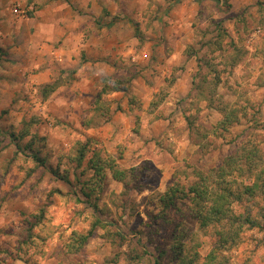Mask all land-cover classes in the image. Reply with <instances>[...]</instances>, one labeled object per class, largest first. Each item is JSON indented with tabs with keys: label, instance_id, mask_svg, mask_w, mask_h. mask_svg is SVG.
<instances>
[{
	"label": "rangeland",
	"instance_id": "obj_1",
	"mask_svg": "<svg viewBox=\"0 0 264 264\" xmlns=\"http://www.w3.org/2000/svg\"><path fill=\"white\" fill-rule=\"evenodd\" d=\"M132 1L126 16L93 17L114 28L95 59L83 56L87 82L50 59L6 65L0 51V264H204L212 250L213 264H264V185L226 204L258 227L203 226L200 202L185 192L166 211L159 202L172 183L220 167L243 139L264 178V0ZM30 3L14 8L30 18ZM44 68L59 82L46 100L35 77ZM224 109L239 122L222 128ZM99 160L124 180L107 166L95 176ZM254 177L225 182L239 190ZM219 231L233 239L216 247Z\"/></svg>",
	"mask_w": 264,
	"mask_h": 264
},
{
	"label": "crops",
	"instance_id": "obj_2",
	"mask_svg": "<svg viewBox=\"0 0 264 264\" xmlns=\"http://www.w3.org/2000/svg\"><path fill=\"white\" fill-rule=\"evenodd\" d=\"M3 1L6 3L7 0H0L1 8L5 6ZM27 1L31 2L30 4L35 8L30 18L21 14V11L14 12V5H16L14 3L26 4ZM136 1L140 4L148 2V0ZM132 2V0H9V11H2L3 9L0 11V19L3 18L0 20V26H2L0 51L5 49L2 51L4 63L8 65V61L17 64L26 58L30 61L35 56L39 59L38 66L42 68L46 63L43 64L44 60L50 59L55 67L57 64L65 70H76L74 77H80L78 80L80 83L87 82L91 67L90 62L86 61L90 58L95 59L92 57L96 56L93 50L101 49L102 37L114 28L112 23L107 25L111 30L106 26L101 28V25L95 22V18L104 11L112 16L121 12L126 16L128 12L133 11ZM87 19L91 20L90 24ZM33 52L34 55H31ZM83 56L86 61L83 60ZM55 58L56 60H53ZM50 65L51 63L48 62L45 64L46 67ZM51 75L52 71L49 68L39 71L35 75L42 78L41 82H37L38 87L54 82L55 80H50ZM97 75L101 76L102 73L95 72L94 76ZM55 92L56 90L49 96Z\"/></svg>",
	"mask_w": 264,
	"mask_h": 264
},
{
	"label": "trees",
	"instance_id": "obj_3",
	"mask_svg": "<svg viewBox=\"0 0 264 264\" xmlns=\"http://www.w3.org/2000/svg\"><path fill=\"white\" fill-rule=\"evenodd\" d=\"M104 15L107 16V11H104ZM98 24V23H97ZM59 86V82L56 80L50 84L42 85V100H46L47 97L52 94L57 87ZM114 90V89H113ZM163 101L160 98L157 101V104ZM156 104V105H157ZM153 106V105H152ZM223 119L221 120L222 128H225L226 125L237 124L239 119H237V113L234 111H223ZM239 149L234 152V154H230L227 156L222 165L216 169H212L207 174H200L198 173V181L192 182L189 186H180L179 183H172L170 187L160 196L159 202L161 204V210L166 211L169 208L174 206V203L177 199L183 198V192L187 195H191L193 201L200 202L197 206L196 213L198 218L200 219L201 224L203 226L207 224H217L223 225L226 224L235 225V224H244L250 227H258L259 223L250 215L249 212L246 215H235L232 214L229 207H226V204L229 205L231 201H236L241 203L242 198L244 197H253L263 185H264V178H262L261 182L259 183L256 173L254 175V168L256 164H253L254 160H261L258 157V152L256 149H253L252 144L250 141L245 142V139L240 141ZM17 148H19L17 146ZM85 151H79L78 157L74 160L77 163V166H80L83 159H84ZM32 158L39 162L40 159L37 155L32 154ZM103 160L97 161L91 165L90 168L94 171L95 176H103V167L107 166L109 169L112 178L116 181H123L125 174L124 171L116 168V163L111 161H107L105 165ZM55 177L60 176L59 173L53 171L52 173ZM235 174V175H234ZM255 177H254V176ZM226 177L236 178V177H246L250 179L253 178V182L249 183L250 185H243L239 190H234L232 187L229 186V183L225 182ZM215 182L214 185L211 183ZM186 190V191H185ZM209 204V205H208ZM208 206V207H207ZM206 215L203 216V213ZM232 232L235 234L236 231ZM218 246L220 247L222 244L220 241L227 242L230 239H233V235L231 232L219 231L218 234ZM86 238L83 237L78 241L79 246L85 242ZM217 257L214 251L212 250L211 255L209 257V261L204 264H213L215 263ZM183 264H195L194 261L184 260Z\"/></svg>",
	"mask_w": 264,
	"mask_h": 264
},
{
	"label": "built area",
	"instance_id": "obj_4",
	"mask_svg": "<svg viewBox=\"0 0 264 264\" xmlns=\"http://www.w3.org/2000/svg\"><path fill=\"white\" fill-rule=\"evenodd\" d=\"M14 12H15V13H19V12H20L19 6H16V7L14 8Z\"/></svg>",
	"mask_w": 264,
	"mask_h": 264
}]
</instances>
